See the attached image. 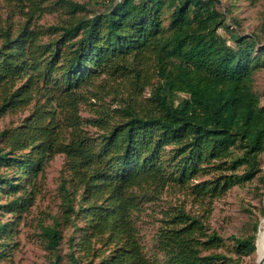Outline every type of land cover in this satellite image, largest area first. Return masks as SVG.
Here are the masks:
<instances>
[{
    "label": "trees",
    "instance_id": "obj_1",
    "mask_svg": "<svg viewBox=\"0 0 264 264\" xmlns=\"http://www.w3.org/2000/svg\"><path fill=\"white\" fill-rule=\"evenodd\" d=\"M19 1L30 3L28 19L15 34L5 30L0 45V120L31 113L0 132V199L8 200L0 211L27 213L39 175L64 155L63 213L42 232L53 264L62 263V224L73 228L69 264H158L144 251L135 216L171 186L209 204L206 215L175 208L162 220L163 264H228L209 208L261 171L259 37L231 30L220 0H110L98 12L73 0L45 8ZM54 13L57 24L37 23ZM17 222L0 224L1 260L11 256ZM232 239L238 255L257 250V234Z\"/></svg>",
    "mask_w": 264,
    "mask_h": 264
},
{
    "label": "rangeland",
    "instance_id": "obj_2",
    "mask_svg": "<svg viewBox=\"0 0 264 264\" xmlns=\"http://www.w3.org/2000/svg\"><path fill=\"white\" fill-rule=\"evenodd\" d=\"M39 6L53 7L55 0H34ZM86 4L91 12L102 11L108 6L110 0H73ZM120 1V0H118ZM221 11L230 10L227 16V24L231 30L238 31L241 35L255 34L259 37L261 44H264V0H220ZM29 2L19 0H0V45L4 37V31L12 29L13 34L26 23L28 19ZM60 15L44 14L37 19L41 26L57 24ZM238 21V25L232 21ZM169 13L166 18L168 26ZM226 35L229 32L223 30ZM262 46L257 45L255 53L260 56ZM254 91L261 98L264 105V69L257 72L255 76ZM150 90L146 96H149ZM83 107L82 116L91 118L92 114ZM31 113V109H23L17 112H9L0 120V132L19 126ZM95 134V128L86 127ZM261 171L251 181L244 185L233 187L225 196L212 201L211 213L208 224L225 239V246L220 252L229 259L228 264H257V250L250 255H238L232 237L247 238L257 234V242L261 230L262 219L264 218V154L260 157ZM4 173L1 170L0 174ZM218 174L205 176L193 181L194 184L210 180ZM68 178L66 170V158L64 155L56 156L50 161L36 181V202L27 213L19 219L0 211V224L10 220L18 221L17 233L14 237L15 245L11 248V256L5 260L0 259V264H53L55 255L47 248V240L42 235L43 228L53 227L57 220H60L63 208L60 185ZM6 197L0 199V204L6 203ZM209 200L204 205L197 204L190 196L189 191L179 187H168L161 198L153 202H145L142 211L135 216V222L139 230L140 239L147 256L163 264L164 259L157 249V236L163 226L162 220L175 208H184L196 216L206 215L205 209ZM208 208V207H207ZM60 230L63 233V241L59 248V255L62 256L61 264H69L67 255L70 252L69 238L73 228L69 224H62ZM256 242V243H257Z\"/></svg>",
    "mask_w": 264,
    "mask_h": 264
},
{
    "label": "bare ground",
    "instance_id": "obj_3",
    "mask_svg": "<svg viewBox=\"0 0 264 264\" xmlns=\"http://www.w3.org/2000/svg\"><path fill=\"white\" fill-rule=\"evenodd\" d=\"M257 264H264V218L262 219L261 230L257 242Z\"/></svg>",
    "mask_w": 264,
    "mask_h": 264
}]
</instances>
